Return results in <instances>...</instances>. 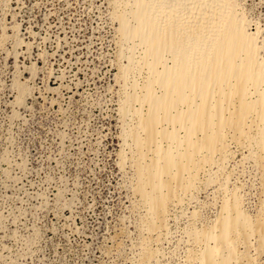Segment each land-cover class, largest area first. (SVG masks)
<instances>
[{
  "label": "rangeland",
  "instance_id": "374dc122",
  "mask_svg": "<svg viewBox=\"0 0 264 264\" xmlns=\"http://www.w3.org/2000/svg\"><path fill=\"white\" fill-rule=\"evenodd\" d=\"M128 6L0 0V264H199L216 245L194 236L214 229L224 202L235 199L253 222L231 233L240 239L235 261L264 264L255 231L264 220L262 150L248 130L220 131L221 153L199 154L207 163L194 190L150 231L130 138L137 119L124 112L134 86L148 79L143 52L121 32ZM235 7L264 59V0Z\"/></svg>",
  "mask_w": 264,
  "mask_h": 264
},
{
  "label": "bare ground",
  "instance_id": "6f19581e",
  "mask_svg": "<svg viewBox=\"0 0 264 264\" xmlns=\"http://www.w3.org/2000/svg\"><path fill=\"white\" fill-rule=\"evenodd\" d=\"M128 3L129 11L120 16L121 32L134 44L135 54L137 50L143 52L148 79L143 87L133 85L124 112L137 119L136 128L130 131L138 154L137 192L151 210L152 218L147 223L155 233L162 228L169 207L181 204L182 194L192 193L194 184L199 182L207 163L206 157L200 160L199 154L221 153L217 147L223 138L220 131L251 134L254 143L257 141L261 147L259 158L264 171V59L253 36L242 29L235 7L237 0H128ZM238 203L236 199L224 202L222 217L214 226L220 233L211 229L194 236L201 245L208 240L216 245L213 250L208 245L203 249L197 257L199 264H232L241 258L237 253L240 239L235 240L231 233L239 230L237 227L242 223L250 226L253 222ZM257 223L255 231L264 242V220ZM260 246L264 252V246ZM226 248L227 256L223 254ZM215 249L223 258H216Z\"/></svg>",
  "mask_w": 264,
  "mask_h": 264
}]
</instances>
